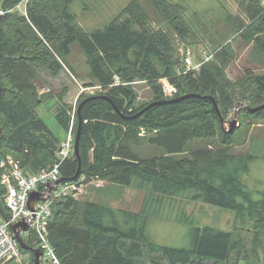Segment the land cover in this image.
<instances>
[{"label":"trees","instance_id":"obj_1","mask_svg":"<svg viewBox=\"0 0 264 264\" xmlns=\"http://www.w3.org/2000/svg\"><path fill=\"white\" fill-rule=\"evenodd\" d=\"M22 1L3 0L2 8L10 11ZM110 1L29 0L26 15L7 12L0 20V163L12 157L26 174L34 175L56 162L60 140L54 138L36 110L40 71L58 77L63 64L53 54L66 57L76 44L85 57L89 76L101 87L100 93L81 94L76 101L75 132L78 107L82 121L81 169L76 181L85 178V187L97 179L145 193L138 212L74 197L53 202L47 238L60 264H226L231 260L241 239L232 232L197 228L187 248L154 242L147 227L165 198L230 210L235 214L236 229L253 233L255 242L264 244V194L254 199L245 184L249 165L258 157L234 154L224 147L238 129L225 133L212 101L206 98L214 99L223 119L234 109L236 91L245 94L239 100L248 108L262 105L264 73L247 69L244 77L231 83L225 73L232 54L227 46L213 51L212 59L197 71L181 74L182 58L177 57L168 33L161 27L152 28L154 20L141 0H118L114 8L108 6ZM145 2L174 36L189 37L180 4ZM261 4V0H240L247 21L230 18L238 37L250 48L251 59L264 68ZM27 27L35 29L40 38L29 57L24 52ZM115 77L119 85L114 84ZM161 79L176 87L174 98L188 94L204 98L156 105L130 118L149 103L170 100L162 93ZM136 80L147 83L153 93L149 103L137 108L131 85ZM240 111L264 119V109ZM69 112L67 107L56 112L64 130L69 128ZM77 168L75 156L68 157L60 165L61 178L75 181L72 178ZM4 198L5 189L0 186V219L9 217ZM32 241L31 234L24 239L34 247ZM20 252L33 264L32 254L21 247ZM253 255L258 264H264L257 252ZM243 258H237L235 264Z\"/></svg>","mask_w":264,"mask_h":264},{"label":"rangeland","instance_id":"obj_2","mask_svg":"<svg viewBox=\"0 0 264 264\" xmlns=\"http://www.w3.org/2000/svg\"><path fill=\"white\" fill-rule=\"evenodd\" d=\"M28 1L24 0L16 5L14 9L6 11L2 8L3 0H0V20L8 14L7 12L17 13L18 16L26 15ZM169 1L178 5L180 4L184 8H181L183 11L182 15L190 31L189 37L180 39L174 36L167 26L160 21L159 17L151 11L145 0H141L142 5L149 11L152 20H154L151 24L152 28L157 29L161 27L168 33L178 51L177 57L180 60L185 54H189L192 56L194 63H201L205 52L213 53V51L220 47L229 46L232 54L229 55L225 73L231 83H237L240 78L244 77L247 69L253 70L256 74L264 73L262 64L254 62L249 56L250 48L238 37L237 29L234 27V20L230 18L232 17L244 22L247 21V16L243 15L245 12H243V9L239 5L240 0ZM117 4H119L118 0L108 2V6L113 8ZM90 20L92 24H96V20ZM34 30L29 27L25 28V36H27L28 42L24 52L28 57L34 50L33 44L37 39H40ZM41 41L45 46L44 40L41 39ZM53 57L56 60L58 59L61 65L63 64L62 71L58 77H51L47 74L48 72L43 73V71H40L42 73L40 74L41 84L38 83V86H40L38 95L43 99L41 103L40 98L38 99V103L40 104L38 106L40 108L46 106V108L43 107L44 114H42L41 118L54 135V138L56 140H63L66 130H64V127L57 119L56 112L67 107L71 108L72 114L74 109L76 110L73 104L74 98L78 99L81 94L87 93V95H94L89 94L87 88L91 87L90 85L97 87V84L89 76L85 57L76 44L71 46L68 56L63 57L59 52H56L53 54ZM164 80L161 79L160 81L163 82ZM167 82L170 84L169 81ZM131 85L135 93L134 106L136 108L151 101L153 93L147 83L136 80ZM82 87L85 88V91L80 93L79 91ZM93 91L100 93L99 90ZM234 93L238 98L235 104L243 103L239 98H242L245 94L237 91ZM49 98L52 101L48 103L47 100H50ZM233 110L231 109L229 114L224 117L225 121L232 119ZM237 114L239 128L233 134L232 140L224 145V147H228L234 154L249 153L258 157L249 165V173L245 178V184L247 185V189L253 193V198L259 199L264 194V119L241 113V111ZM200 144L202 143L200 142ZM144 197L145 193L143 191L116 184H106L96 179L85 185L82 191L75 196V199L138 212L142 206ZM155 210L153 209L156 214L148 224L147 234L159 245L187 248L191 245L195 229L203 230L210 228L215 231L236 233L241 238L237 251L232 254L231 260L226 264H235V262H238L237 258H243L244 256L246 258H243L244 260L236 264H258L257 259L253 255L255 252L264 258V244L256 243V237L253 233L236 229L234 224L235 214L230 210L201 202L175 198H165L163 205L157 206ZM25 238L26 235H24ZM262 241H264V236H262ZM20 261L22 264L30 263L29 257L26 254L21 255ZM20 261H12L8 264H20Z\"/></svg>","mask_w":264,"mask_h":264},{"label":"built area","instance_id":"obj_3","mask_svg":"<svg viewBox=\"0 0 264 264\" xmlns=\"http://www.w3.org/2000/svg\"><path fill=\"white\" fill-rule=\"evenodd\" d=\"M264 5V1H262ZM214 53L205 52L201 63H194L192 56L185 54L182 58L183 69L181 74L197 71L199 67L209 62ZM165 79L162 84V93L166 99H172L177 94V89L168 84ZM118 78L114 79V84L119 85ZM101 87H89V94H95L93 90H100ZM85 88H81L80 93ZM77 98L75 99V101ZM74 101V105L76 103ZM74 106V107H75ZM74 117L75 109L71 114V124L68 128V134L61 140L56 152V162L37 174L28 175L20 167L19 162L7 157L1 163L0 186L5 189V205L9 213L8 218L0 219V264H8L12 261H20L21 252L18 241L16 240L12 226L20 221H25L28 231H20V236L26 239L33 235V245L42 251L40 257L41 264H60V261L48 241V225L52 218L51 206L62 198L74 197L78 195L83 188V178L78 181L62 182L59 185L55 183L61 178L59 168L62 162L68 157L74 155ZM38 193L39 198L34 203L33 210L29 208V197L31 193ZM20 264H22L20 262Z\"/></svg>","mask_w":264,"mask_h":264},{"label":"water","instance_id":"obj_4","mask_svg":"<svg viewBox=\"0 0 264 264\" xmlns=\"http://www.w3.org/2000/svg\"><path fill=\"white\" fill-rule=\"evenodd\" d=\"M188 98H204V97H201L200 95H197V94H188V95H184V96L177 97V98L170 99V100L152 102V103L148 104L146 107H144L141 111H139L136 115H134V116H132L130 118H136V117L141 116L145 111H147L149 108H151L153 106L160 105V104H167V103L179 102V101H183V100L188 99ZM206 98H209L212 101L213 107H214V109L216 111V114H217V116L219 118V121H220V124H221V128L227 134H232V133H234V131L237 128H239L238 114L237 113L241 109L247 110V111H249L251 113L257 112L259 110L264 109V104L259 105V106L254 107V108H248L244 103H236L234 105L232 119L230 121H225L223 119V117L221 116L220 111L218 109V106L215 103L214 99L211 98V97H206ZM79 111H80V107H78V109H77L78 124H77L76 133H75V140H74V156L78 160V168H77L76 174L72 178L73 180H75V179L78 178L79 172H80V169H81V160H80V157H79V138H80V130H81L82 121H81V117L79 115ZM62 182H65V180L63 178H60L55 183V185H59ZM38 195L39 194L36 193V192L30 194V197H29V208L31 210H33L34 203L39 198ZM12 230H13L14 236H15L16 240L18 241L19 245L21 246V248L24 251L32 254V256H33V264H41L39 259L42 256V251L40 249H37L35 247H31V246L27 245L22 240V238L20 236V231H23V232H27L28 231L27 223L25 221H20L17 224H15V225L12 226Z\"/></svg>","mask_w":264,"mask_h":264},{"label":"crops","instance_id":"obj_5","mask_svg":"<svg viewBox=\"0 0 264 264\" xmlns=\"http://www.w3.org/2000/svg\"><path fill=\"white\" fill-rule=\"evenodd\" d=\"M264 6V5H263ZM39 92V91H38ZM80 92V91H79ZM79 92H78V94H79ZM50 100H47V102L49 103L50 101H52L51 100V98H49ZM75 99V98H74ZM44 108H46V106H43ZM40 108V107H37V113H38V115H39V117L41 118L42 117V114H44V108ZM42 119V118H41ZM62 140V139H61ZM60 140V141H61ZM28 256V255H27Z\"/></svg>","mask_w":264,"mask_h":264},{"label":"bare ground","instance_id":"obj_6","mask_svg":"<svg viewBox=\"0 0 264 264\" xmlns=\"http://www.w3.org/2000/svg\"><path fill=\"white\" fill-rule=\"evenodd\" d=\"M92 87V86H91ZM83 88V87H82ZM79 91V90H78ZM88 94V93H87ZM75 100V99H74ZM76 102V101H75ZM73 108V107H72ZM69 113H71V112H69ZM69 116V115H68ZM75 118V117H74ZM78 118V117H77ZM75 121V120H74ZM71 124V121L69 122V125ZM77 129V128H76ZM74 132H75V129H74ZM67 134H68V130H66V133H65V137H64V139L66 138V136H67ZM75 134V133H74ZM12 159V158H11ZM14 160V159H13ZM4 161V160H3ZM2 161V162H3ZM47 168V167H46ZM45 169V168H44ZM1 171V170H0ZM25 172V171H24ZM85 179V178H84ZM75 181H76V179H75ZM78 181V180H77ZM6 199V197L4 198V200Z\"/></svg>","mask_w":264,"mask_h":264}]
</instances>
